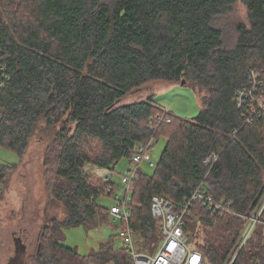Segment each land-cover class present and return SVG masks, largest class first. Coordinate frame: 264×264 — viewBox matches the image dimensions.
Listing matches in <instances>:
<instances>
[{
  "label": "trees",
  "instance_id": "1",
  "mask_svg": "<svg viewBox=\"0 0 264 264\" xmlns=\"http://www.w3.org/2000/svg\"><path fill=\"white\" fill-rule=\"evenodd\" d=\"M238 1L247 16L226 45L220 20ZM153 81H184L200 97L198 115L164 113L156 96L118 102ZM243 88L250 94L237 100ZM158 117L170 122L158 125ZM41 125L59 126L43 166L47 191L65 215L40 231L33 264H130L127 249L111 239L81 256L61 235L95 228L109 210L98 200H114V183H100L84 167L114 170L152 138L165 145L152 172L138 168L123 196L130 226L143 247L158 242L152 196L177 207L203 180L228 211L193 201L184 231L206 264H223L264 193V0H2L0 147L22 158ZM210 154L216 159L205 166ZM15 169L0 163V185ZM263 231L256 225L233 264H264Z\"/></svg>",
  "mask_w": 264,
  "mask_h": 264
},
{
  "label": "rangeland",
  "instance_id": "2",
  "mask_svg": "<svg viewBox=\"0 0 264 264\" xmlns=\"http://www.w3.org/2000/svg\"><path fill=\"white\" fill-rule=\"evenodd\" d=\"M1 2L2 0H0ZM16 2L14 1L13 5H16ZM4 16L6 17L5 14ZM246 16L245 6L238 1L234 4L232 12L220 20L226 45H230L235 39V24L244 21ZM149 96H156L163 109L171 112L174 116L192 118L198 115L201 109L200 97H197L189 86L164 81L147 83L140 89L124 96L120 104L145 100ZM58 128L59 126L52 128L39 126L32 134L22 158H19L14 152L0 147V163L16 164V169L7 183L0 185V264H33L32 257L37 249L42 228L50 225L53 220L60 222L64 219L65 210L62 204L53 199L47 191L46 178L49 175L46 174L43 166L46 151L54 141V133ZM164 145V138H158L154 141L153 149L149 153L154 164L157 162ZM132 167L134 165L131 161L124 158L113 170L115 174L112 177L115 185L114 193L119 195L121 200L124 196V188L120 184L119 176ZM138 168L145 173H150L153 169L145 161L141 162ZM84 170L91 172L101 183L100 175L103 169L86 165ZM98 203L104 207H109L113 203V199L109 196L102 197L98 200ZM263 214L264 209L261 215ZM258 224L262 226L264 222L260 220ZM118 227L119 222H113L107 214L104 222L98 223L95 228L90 230L82 226L64 228L61 235L64 241H59L68 247L75 248L81 256L98 251L99 245L110 239L113 240V246L120 249L122 246L121 240L118 237H112L118 233ZM203 230L204 228L201 226L195 228L196 233L194 234L198 235V240L203 236ZM194 234H192V237L195 238ZM140 236L136 234L138 240H140ZM251 240L255 241V238L252 237ZM156 243L143 247L137 241L138 248L142 252L152 249ZM18 247H24V250L16 255ZM261 263V260L257 258L256 264Z\"/></svg>",
  "mask_w": 264,
  "mask_h": 264
},
{
  "label": "built area",
  "instance_id": "3",
  "mask_svg": "<svg viewBox=\"0 0 264 264\" xmlns=\"http://www.w3.org/2000/svg\"><path fill=\"white\" fill-rule=\"evenodd\" d=\"M251 75L254 79V72ZM243 94H250V90H246L245 88L240 90L237 100L241 101ZM258 104L259 108H262V97L258 98ZM166 112L169 111L164 110V113ZM156 121H158V125L163 122H170L166 117H158ZM149 124H152V121H149ZM154 141L152 138L148 142L135 145L131 156V163L134 167L128 168L123 175L119 176L120 184L124 188V194L130 191L131 184L137 177L138 165L141 162H147L150 167L155 166L149 156L150 151L153 149ZM215 159L216 156L210 154L203 160V164L208 166ZM113 172V170L109 169L101 170V182L108 185L113 184L112 177L115 176ZM193 201L200 202L208 210L213 212L228 211L224 205L217 204L212 200L211 196L207 193L203 180L191 195L184 198L177 207H174L170 201L161 196H152L150 212L152 219L158 224L159 239L152 249L142 252L138 248L137 241L143 244L145 239L142 236H140V240L136 238V233L130 226V207L126 201L119 199V195L115 194L113 204L109 206L108 216L113 222H119L118 238L121 240L122 246L127 249L130 264H206L202 253L186 238L184 231V216ZM263 201L264 193L252 214L245 216V224L223 264H233L239 251L250 238L253 230L260 221V215L264 209Z\"/></svg>",
  "mask_w": 264,
  "mask_h": 264
},
{
  "label": "flooded vegetation",
  "instance_id": "4",
  "mask_svg": "<svg viewBox=\"0 0 264 264\" xmlns=\"http://www.w3.org/2000/svg\"><path fill=\"white\" fill-rule=\"evenodd\" d=\"M16 240L18 241V239H16ZM18 246H19V245H18ZM23 250H24V247H18V252L16 253V255H17V254L19 255V253H22Z\"/></svg>",
  "mask_w": 264,
  "mask_h": 264
},
{
  "label": "water",
  "instance_id": "5",
  "mask_svg": "<svg viewBox=\"0 0 264 264\" xmlns=\"http://www.w3.org/2000/svg\"><path fill=\"white\" fill-rule=\"evenodd\" d=\"M181 85H184V81L181 82ZM121 100H119L118 102L120 103Z\"/></svg>",
  "mask_w": 264,
  "mask_h": 264
},
{
  "label": "bare ground",
  "instance_id": "6",
  "mask_svg": "<svg viewBox=\"0 0 264 264\" xmlns=\"http://www.w3.org/2000/svg\"><path fill=\"white\" fill-rule=\"evenodd\" d=\"M254 208V207H253ZM222 212V211H221ZM224 212V211H223Z\"/></svg>",
  "mask_w": 264,
  "mask_h": 264
}]
</instances>
